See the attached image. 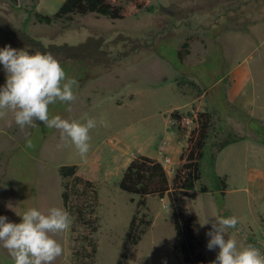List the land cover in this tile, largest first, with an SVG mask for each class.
Instances as JSON below:
<instances>
[{
  "label": "rangeland",
  "instance_id": "rangeland-1",
  "mask_svg": "<svg viewBox=\"0 0 264 264\" xmlns=\"http://www.w3.org/2000/svg\"><path fill=\"white\" fill-rule=\"evenodd\" d=\"M64 1L0 0V48L50 53L78 82L76 100L51 105L49 116L94 118L90 151L82 159L40 121L21 130L11 113L0 118V216L20 223L29 208H63L72 224L55 237L63 247L55 264H117L137 214L150 225L123 264H185L170 194L149 195L139 206L141 197L119 182L130 162L146 155L164 165L172 186L209 122L196 159L201 179L180 191L182 210L197 224L207 264L219 249L208 250L206 233L220 217L239 219L226 238L264 254V0H108L123 19L35 20V11L53 15ZM0 78L4 86L2 64ZM63 165H77V175L93 185L63 179ZM0 264H12L2 246Z\"/></svg>",
  "mask_w": 264,
  "mask_h": 264
},
{
  "label": "clouds",
  "instance_id": "clouds-1",
  "mask_svg": "<svg viewBox=\"0 0 264 264\" xmlns=\"http://www.w3.org/2000/svg\"><path fill=\"white\" fill-rule=\"evenodd\" d=\"M0 64L6 73V82L0 87V118L11 113L21 130L36 127V121H40L57 130L61 142L70 143L82 159L86 158L91 147L89 133L97 126L96 120L87 118L80 122L49 116L51 105L57 102L71 105L76 100L73 89L78 82L67 76L60 62L50 53L30 54L7 45L0 48ZM67 110L71 112L72 108ZM26 147H32L30 139H26ZM19 216L20 223L8 222L7 217L0 216V246L7 250L12 264H55L63 255V247L55 237L70 229V214L53 206L46 212L29 208ZM238 222V217L231 216L212 223V230L206 233L210 237L207 248L219 249L212 264H264V254L255 246L226 238V230L234 229Z\"/></svg>",
  "mask_w": 264,
  "mask_h": 264
},
{
  "label": "trees",
  "instance_id": "trees-1",
  "mask_svg": "<svg viewBox=\"0 0 264 264\" xmlns=\"http://www.w3.org/2000/svg\"><path fill=\"white\" fill-rule=\"evenodd\" d=\"M34 5H37L34 0ZM89 14H99L111 19H123L122 11L119 7L112 5L108 0H65L59 10L53 15L34 12V18L37 22L46 25H52L60 20L72 18L75 15L86 16ZM23 34L26 35L25 32ZM30 43L34 41L29 38ZM186 47L189 45L186 43ZM1 80V78H0ZM0 87H3L0 85ZM209 122H205L199 132L196 142L193 137L190 139L192 149L189 152V162L181 166L173 185L171 186L168 172L164 165L155 158L139 155L134 158L124 171L119 182L120 190L139 195L141 200L139 206L146 205V198L149 195L164 197L170 194V202L173 207L174 227L177 236L176 251L185 264H207L205 254L200 250V240L196 235L197 224L193 217L188 216L182 210L184 199L180 195L182 190H194L196 183L201 179V167L196 159L203 157V148L206 145L207 130ZM257 130V129H256ZM257 132H261L260 129ZM264 142V139H263ZM77 165H63L60 167V174L63 179L73 178L76 182L92 186L91 181H87L77 175ZM63 199L65 206L70 199V184L64 185ZM203 192L207 191L205 186L201 187ZM137 214L133 217L129 231L126 235L124 250L117 264H123L127 260L130 248L140 242L144 228L150 225L149 221H138Z\"/></svg>",
  "mask_w": 264,
  "mask_h": 264
},
{
  "label": "built area",
  "instance_id": "built-area-1",
  "mask_svg": "<svg viewBox=\"0 0 264 264\" xmlns=\"http://www.w3.org/2000/svg\"><path fill=\"white\" fill-rule=\"evenodd\" d=\"M190 122V121H189Z\"/></svg>",
  "mask_w": 264,
  "mask_h": 264
}]
</instances>
